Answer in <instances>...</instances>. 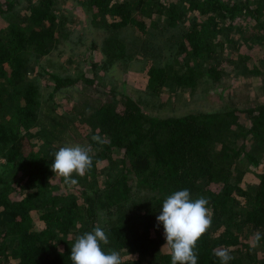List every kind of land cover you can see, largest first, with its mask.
I'll list each match as a JSON object with an SVG mask.
<instances>
[{
	"label": "trees",
	"instance_id": "obj_1",
	"mask_svg": "<svg viewBox=\"0 0 264 264\" xmlns=\"http://www.w3.org/2000/svg\"><path fill=\"white\" fill-rule=\"evenodd\" d=\"M59 1L37 0L26 14H14L18 0H0V18L12 13L0 21V264H71L76 237L96 226L108 236L104 249L118 251L123 264H171L167 250L161 251L166 240L156 217L163 200L184 189L193 199L207 198L211 209V227L195 249L197 264H221L213 255L219 248L229 249L233 259L228 264H264V102L158 117L144 111L125 89L105 88L95 94L97 103H86L82 112L71 106L54 114L57 106L52 103L49 125L37 141L32 139L31 130L42 124L43 108L40 85L28 69L34 58L51 54L71 33L67 17L57 8ZM81 3L111 33L103 45L101 69L106 71L127 55L125 42L114 31L134 26L145 33L150 21L179 30H174L178 58L165 64L152 60L145 68L146 87L153 95L193 89L204 76L220 81L222 70L213 60L224 47L221 37L231 35L224 30L236 24L255 25L244 37L242 53L246 59L260 55L256 65L264 62L258 40L264 39V0ZM256 68L255 73H263ZM51 78L54 91L99 87L94 73ZM74 131L88 138L93 165L84 177L73 174L81 186L69 188L50 166L53 153L63 147L58 144L64 133ZM93 135L104 143L94 142ZM115 151L121 152L120 166L105 183L92 184L99 162ZM16 172L20 182L13 180ZM102 211L107 218L103 225ZM257 231L262 237L258 247L251 242Z\"/></svg>",
	"mask_w": 264,
	"mask_h": 264
},
{
	"label": "rangeland",
	"instance_id": "obj_2",
	"mask_svg": "<svg viewBox=\"0 0 264 264\" xmlns=\"http://www.w3.org/2000/svg\"><path fill=\"white\" fill-rule=\"evenodd\" d=\"M36 1L18 0L11 12L26 14L27 8ZM82 1H59L57 8L67 17L66 28L71 30L69 39L63 41L51 54L34 58L28 69V76L37 80L40 85L43 108L40 112V122L43 125L39 124V127L31 130L33 140L37 141L35 138L40 136L44 132V127L49 125L48 115L63 114L66 107L71 106H79L82 112L84 110L82 107L86 103H97L95 94H103L105 88L125 89L137 100L144 111L158 117L184 116L228 106L249 108L264 102V62L260 61L256 65V59H260V55L256 54L255 58L246 59L242 53L244 37L255 27L251 22L240 23V28L236 24L231 30H224V32H231V35L221 37L225 42L224 47H219L213 60V64L219 65L222 70L220 81L216 82L209 76H204L193 89L186 87L177 91L166 89L159 95H153L146 87L145 68L152 60L165 64L171 61L170 59L178 58L175 55L178 39L174 34L179 30L168 29L169 27L163 21L155 24H151L153 22L150 21L145 33L134 26L114 31L112 34L125 42L127 55L124 59H118L112 63L106 71L101 69L106 59L103 45L111 33L99 25L103 19L98 23L88 12L86 5L81 3ZM260 1L262 0H250L253 4ZM12 13L3 16L4 18L1 17L0 21L9 18ZM257 32H260V28H257ZM258 40L264 49V39ZM250 48L255 49L251 44ZM92 64L95 66L92 67ZM256 66L263 73H255L253 70L257 69ZM93 73L98 76L95 82L99 85L97 88L90 89L75 85L54 91L55 82L51 74L77 78L81 75L92 77ZM52 103L57 106L54 114L50 111ZM63 136L64 140L58 144L60 146L89 145L88 138L79 132H65ZM251 148L256 150V143H253ZM95 152L96 149H93V153ZM121 160V152L115 151L110 158L99 162L98 178L92 180V184L105 183L106 179L114 173V169L120 166ZM7 178L12 180L10 176ZM13 180L20 182L22 176L17 173ZM77 186H81L80 183ZM100 217L101 221H99L103 225L107 219L106 211H102ZM251 242L254 244L253 239ZM254 245L258 247L260 243Z\"/></svg>",
	"mask_w": 264,
	"mask_h": 264
},
{
	"label": "clouds",
	"instance_id": "obj_3",
	"mask_svg": "<svg viewBox=\"0 0 264 264\" xmlns=\"http://www.w3.org/2000/svg\"><path fill=\"white\" fill-rule=\"evenodd\" d=\"M92 140L103 144L100 135H93ZM91 145H66L53 153L51 171L54 177L63 178V183L71 188L78 185L73 174L84 177L92 168L93 159ZM52 181L50 179L49 183ZM209 200L205 197L193 199L189 190H178L168 195L162 203L159 215L156 217L158 225L163 226V236L166 243L162 250H167L171 264H197L195 251L198 241L208 231L212 224ZM261 233H254V244L261 239ZM109 244V239L102 227L96 226L92 231L76 237L71 247V264H123L120 253L113 249L107 251L103 246ZM221 264H228L233 257L229 249L213 250Z\"/></svg>",
	"mask_w": 264,
	"mask_h": 264
}]
</instances>
